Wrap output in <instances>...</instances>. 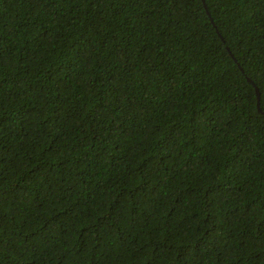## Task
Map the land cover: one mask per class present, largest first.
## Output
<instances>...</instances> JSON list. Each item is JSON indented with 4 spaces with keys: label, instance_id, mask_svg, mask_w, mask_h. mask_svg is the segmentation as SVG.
Here are the masks:
<instances>
[{
    "label": "trees",
    "instance_id": "trees-1",
    "mask_svg": "<svg viewBox=\"0 0 264 264\" xmlns=\"http://www.w3.org/2000/svg\"><path fill=\"white\" fill-rule=\"evenodd\" d=\"M204 1L0 0V264H264V0Z\"/></svg>",
    "mask_w": 264,
    "mask_h": 264
},
{
    "label": "water",
    "instance_id": "water-1",
    "mask_svg": "<svg viewBox=\"0 0 264 264\" xmlns=\"http://www.w3.org/2000/svg\"><path fill=\"white\" fill-rule=\"evenodd\" d=\"M203 2H204V7L206 9V12L209 15V11L207 10L205 1L203 0ZM248 80L254 85V83H253V81L251 79H248ZM254 88H255V93H256V98H257V108H258V110H260V106H259V95H260L259 94V90H258V88L255 85H254ZM263 113H264V111H263Z\"/></svg>",
    "mask_w": 264,
    "mask_h": 264
}]
</instances>
